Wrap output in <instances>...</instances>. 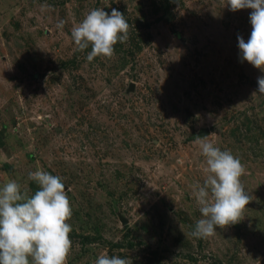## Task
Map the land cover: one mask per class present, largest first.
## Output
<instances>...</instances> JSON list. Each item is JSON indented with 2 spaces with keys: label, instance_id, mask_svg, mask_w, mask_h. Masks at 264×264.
I'll list each match as a JSON object with an SVG mask.
<instances>
[{
  "label": "rangeland",
  "instance_id": "rangeland-1",
  "mask_svg": "<svg viewBox=\"0 0 264 264\" xmlns=\"http://www.w3.org/2000/svg\"><path fill=\"white\" fill-rule=\"evenodd\" d=\"M226 3L0 0V188L15 180L34 195L38 169L62 178L67 264L102 253L130 264H264V72L238 48L252 10ZM94 8L124 14L129 38L89 61L71 31ZM197 136L241 160L251 197L238 223L201 239L190 235L202 218L193 185L207 176Z\"/></svg>",
  "mask_w": 264,
  "mask_h": 264
},
{
  "label": "clouds",
  "instance_id": "clouds-1",
  "mask_svg": "<svg viewBox=\"0 0 264 264\" xmlns=\"http://www.w3.org/2000/svg\"><path fill=\"white\" fill-rule=\"evenodd\" d=\"M231 11L251 9V34L247 42L237 36L243 61L264 72V0H227ZM47 7V5H42ZM64 20L56 27L63 29ZM129 23L116 9L111 13L102 8L90 10L71 31L78 51L91 47L87 59L97 56L111 58L114 45L128 40ZM258 92L264 93V75L257 78ZM208 136H197L195 142L205 157L207 173L203 184L193 185L196 203L202 218L190 235L209 238L217 228L238 223L251 197L241 177L246 169L230 150H221ZM38 185L34 195L22 191L21 185L9 180L0 188V264H67L72 248V207L60 176L38 169L29 173ZM95 264H130V259L100 254Z\"/></svg>",
  "mask_w": 264,
  "mask_h": 264
}]
</instances>
